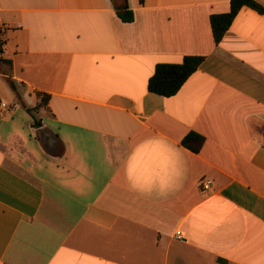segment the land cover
<instances>
[{"label":"crops","instance_id":"0c3cea01","mask_svg":"<svg viewBox=\"0 0 264 264\" xmlns=\"http://www.w3.org/2000/svg\"><path fill=\"white\" fill-rule=\"evenodd\" d=\"M229 10L0 0V264H264V11L242 7L216 44L210 18ZM189 55L203 61L175 95L148 90L157 64ZM191 132L199 152L182 143ZM151 136L186 161L165 195L125 175Z\"/></svg>","mask_w":264,"mask_h":264},{"label":"trees","instance_id":"16d2710c","mask_svg":"<svg viewBox=\"0 0 264 264\" xmlns=\"http://www.w3.org/2000/svg\"><path fill=\"white\" fill-rule=\"evenodd\" d=\"M244 6L251 7L259 12H263L264 8L259 5L255 0H230V10L224 14H213L210 18L214 41L218 44L223 38L226 31L231 26L235 16L240 9ZM118 16L124 22H131L134 19L133 12L129 10L125 4L118 9ZM3 52V42L0 41V54ZM203 57L189 55L183 58L181 63H159L155 67L153 75L148 81V90L152 93L170 97L175 95L186 80L194 73L201 62ZM0 64L8 66V71L2 69L0 72L10 76L11 61L0 56ZM9 85L15 90V85L12 80L8 79ZM37 96L40 97L38 107L42 106L49 100V95L38 92ZM183 145L192 150L199 152L204 143V137L191 132L182 141Z\"/></svg>","mask_w":264,"mask_h":264},{"label":"clouds","instance_id":"9594fccd","mask_svg":"<svg viewBox=\"0 0 264 264\" xmlns=\"http://www.w3.org/2000/svg\"><path fill=\"white\" fill-rule=\"evenodd\" d=\"M186 161L178 147L162 136L136 144L125 162V175L134 191L167 194L182 179Z\"/></svg>","mask_w":264,"mask_h":264},{"label":"built area","instance_id":"2783aa9c","mask_svg":"<svg viewBox=\"0 0 264 264\" xmlns=\"http://www.w3.org/2000/svg\"><path fill=\"white\" fill-rule=\"evenodd\" d=\"M1 107L5 108L6 104L5 103H1ZM211 184H212L211 180H208V179L202 180L200 182L201 191L208 193L211 190ZM176 235L179 238L182 237V235H181V233L179 231L176 233Z\"/></svg>","mask_w":264,"mask_h":264},{"label":"rangeland","instance_id":"374dc122","mask_svg":"<svg viewBox=\"0 0 264 264\" xmlns=\"http://www.w3.org/2000/svg\"><path fill=\"white\" fill-rule=\"evenodd\" d=\"M0 66H1L2 69H5V70L8 71V66H6V65H1V64H0Z\"/></svg>","mask_w":264,"mask_h":264}]
</instances>
